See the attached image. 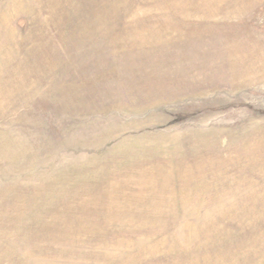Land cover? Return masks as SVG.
<instances>
[{"label":"rangeland","instance_id":"1","mask_svg":"<svg viewBox=\"0 0 264 264\" xmlns=\"http://www.w3.org/2000/svg\"><path fill=\"white\" fill-rule=\"evenodd\" d=\"M0 264H264V0H0Z\"/></svg>","mask_w":264,"mask_h":264}]
</instances>
